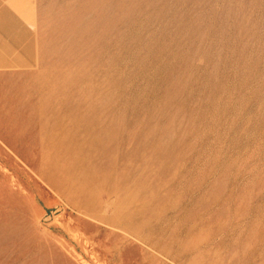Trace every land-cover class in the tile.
I'll return each mask as SVG.
<instances>
[{
  "label": "rangeland",
  "instance_id": "rangeland-1",
  "mask_svg": "<svg viewBox=\"0 0 264 264\" xmlns=\"http://www.w3.org/2000/svg\"><path fill=\"white\" fill-rule=\"evenodd\" d=\"M19 8L0 264H264V0Z\"/></svg>",
  "mask_w": 264,
  "mask_h": 264
},
{
  "label": "crops",
  "instance_id": "crops-1",
  "mask_svg": "<svg viewBox=\"0 0 264 264\" xmlns=\"http://www.w3.org/2000/svg\"><path fill=\"white\" fill-rule=\"evenodd\" d=\"M19 1L17 0V8H12L11 0H0V55L5 59L6 57H11L13 29H19L23 35L22 41L28 42L27 26L19 16V13H21ZM22 41L20 42L22 43Z\"/></svg>",
  "mask_w": 264,
  "mask_h": 264
}]
</instances>
